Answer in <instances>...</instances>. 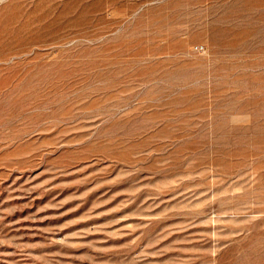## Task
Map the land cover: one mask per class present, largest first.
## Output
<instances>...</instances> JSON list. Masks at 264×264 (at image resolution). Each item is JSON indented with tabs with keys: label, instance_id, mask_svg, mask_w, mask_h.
I'll use <instances>...</instances> for the list:
<instances>
[{
	"label": "rangeland",
	"instance_id": "obj_1",
	"mask_svg": "<svg viewBox=\"0 0 264 264\" xmlns=\"http://www.w3.org/2000/svg\"><path fill=\"white\" fill-rule=\"evenodd\" d=\"M0 264H264V0H0Z\"/></svg>",
	"mask_w": 264,
	"mask_h": 264
},
{
	"label": "built area",
	"instance_id": "obj_2",
	"mask_svg": "<svg viewBox=\"0 0 264 264\" xmlns=\"http://www.w3.org/2000/svg\"><path fill=\"white\" fill-rule=\"evenodd\" d=\"M203 50H204V46L203 45H197V46H195V51L202 52Z\"/></svg>",
	"mask_w": 264,
	"mask_h": 264
}]
</instances>
